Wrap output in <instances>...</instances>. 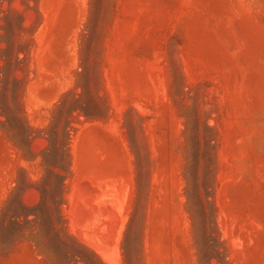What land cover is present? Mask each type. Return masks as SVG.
<instances>
[{"label": "rangeland", "instance_id": "374dc122", "mask_svg": "<svg viewBox=\"0 0 264 264\" xmlns=\"http://www.w3.org/2000/svg\"><path fill=\"white\" fill-rule=\"evenodd\" d=\"M0 264H264V0H0Z\"/></svg>", "mask_w": 264, "mask_h": 264}, {"label": "crops", "instance_id": "0c3cea01", "mask_svg": "<svg viewBox=\"0 0 264 264\" xmlns=\"http://www.w3.org/2000/svg\"><path fill=\"white\" fill-rule=\"evenodd\" d=\"M104 163L109 167V168H111V166L113 167V165H114V163L111 161V160H108L107 162L106 161H104ZM80 207H81V209L82 208H84V206H82V205H80ZM84 210V209H83ZM94 210H95V208H94ZM106 211H107V214H110V211H108L107 209H105ZM101 214H102V211H101ZM113 226H116V224H115V222L112 224ZM112 226V227H113Z\"/></svg>", "mask_w": 264, "mask_h": 264}]
</instances>
